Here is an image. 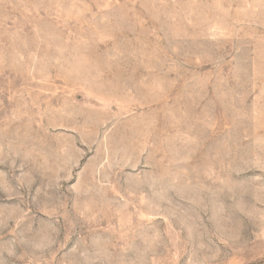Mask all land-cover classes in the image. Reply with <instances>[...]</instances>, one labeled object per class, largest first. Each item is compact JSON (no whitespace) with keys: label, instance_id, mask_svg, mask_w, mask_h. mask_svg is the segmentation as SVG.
Wrapping results in <instances>:
<instances>
[{"label":"rangeland","instance_id":"374dc122","mask_svg":"<svg viewBox=\"0 0 264 264\" xmlns=\"http://www.w3.org/2000/svg\"><path fill=\"white\" fill-rule=\"evenodd\" d=\"M0 264H264V0H0Z\"/></svg>","mask_w":264,"mask_h":264}]
</instances>
